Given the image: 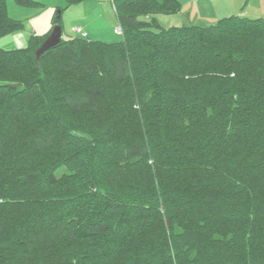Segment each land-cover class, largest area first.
<instances>
[{"label": "trees", "instance_id": "16d2710c", "mask_svg": "<svg viewBox=\"0 0 264 264\" xmlns=\"http://www.w3.org/2000/svg\"><path fill=\"white\" fill-rule=\"evenodd\" d=\"M110 1L120 42L0 48V264H264V18Z\"/></svg>", "mask_w": 264, "mask_h": 264}, {"label": "rangeland", "instance_id": "374dc122", "mask_svg": "<svg viewBox=\"0 0 264 264\" xmlns=\"http://www.w3.org/2000/svg\"><path fill=\"white\" fill-rule=\"evenodd\" d=\"M32 1L40 3L41 7H22L16 3V0H6L10 17L16 21L22 22L24 24V29L1 38V49L16 50L25 47V39L30 36V33L41 34L49 30L53 18L56 14L61 12V9L64 10L60 14V26L63 30L62 39L64 40L76 38L78 36L77 28H81L92 40L117 43L123 39V35L116 32L120 27V23L110 0H86L82 3L72 5L69 8H67L65 0ZM251 1L253 8L259 10V5H256V2L259 3L261 0H255V3H253V0ZM249 11L257 13L253 14L255 15L254 19L261 17V14L254 9H250L248 12ZM189 12H191V6L189 7ZM157 19L159 25L166 29L173 26L172 23L174 22L184 23L183 25H189L187 24L189 22H191V25L194 23L191 15L189 18L185 12L182 13V15L174 17L160 15ZM198 24L213 25L203 22H199Z\"/></svg>", "mask_w": 264, "mask_h": 264}, {"label": "crops", "instance_id": "0c3cea01", "mask_svg": "<svg viewBox=\"0 0 264 264\" xmlns=\"http://www.w3.org/2000/svg\"><path fill=\"white\" fill-rule=\"evenodd\" d=\"M253 1H254L253 3H255V0H253ZM179 2L182 6L181 12L179 14L173 15V17L178 16V15H182V13L185 12L189 18L191 15V18L194 20L193 25H201V24H198L199 22L214 25L219 20H221L223 18L235 16V15L236 16H245V17H249V18H255L254 17L255 15H253V14H257V13L252 12V11L248 12V10H250V9H254L255 11L259 12L261 14L260 18H264V10H263L264 0H261L259 3L256 2V5H259V10L253 8L251 0H180ZM190 6H191V12H189ZM210 16H212V17H210ZM200 18H202V19H200ZM200 20H202V21H200ZM207 20H208V22H207ZM183 24L184 23H181V22H174V23H172L173 26H171V27L190 26L191 22L187 23L189 25H183ZM51 26H52V24H51ZM77 29H81V28H77ZM50 30H51V27L49 30H47L46 32L41 33V34H36V33L31 32L30 36H28L25 39L26 40L25 47L27 46V43L33 34L43 35V34H47ZM79 36H80V34H78L77 37H79ZM25 47H23V48H25Z\"/></svg>", "mask_w": 264, "mask_h": 264}, {"label": "water", "instance_id": "95a60500", "mask_svg": "<svg viewBox=\"0 0 264 264\" xmlns=\"http://www.w3.org/2000/svg\"><path fill=\"white\" fill-rule=\"evenodd\" d=\"M61 14V13H59ZM63 37V30L61 26H56L53 31L51 32L50 36L47 40L43 43L41 48L36 52V59L39 60L40 57L47 52L48 50L52 49L53 47L57 46ZM17 86H15L16 88Z\"/></svg>", "mask_w": 264, "mask_h": 264}, {"label": "built area", "instance_id": "2783aa9c", "mask_svg": "<svg viewBox=\"0 0 264 264\" xmlns=\"http://www.w3.org/2000/svg\"><path fill=\"white\" fill-rule=\"evenodd\" d=\"M77 32H78V34H80V36L86 37V34H85L81 29H77ZM116 32L119 33V34H122V29H121V27H119V28L116 30Z\"/></svg>", "mask_w": 264, "mask_h": 264}]
</instances>
